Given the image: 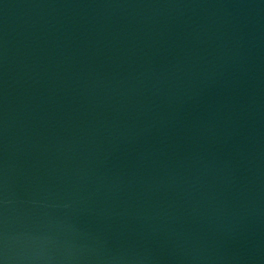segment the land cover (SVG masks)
I'll return each instance as SVG.
<instances>
[{
  "label": "water",
  "instance_id": "water-1",
  "mask_svg": "<svg viewBox=\"0 0 264 264\" xmlns=\"http://www.w3.org/2000/svg\"><path fill=\"white\" fill-rule=\"evenodd\" d=\"M0 264H264V0H0Z\"/></svg>",
  "mask_w": 264,
  "mask_h": 264
}]
</instances>
